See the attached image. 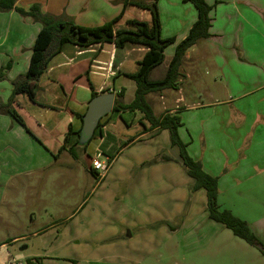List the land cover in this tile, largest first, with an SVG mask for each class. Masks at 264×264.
Masks as SVG:
<instances>
[{"label": "crops", "instance_id": "0c3cea01", "mask_svg": "<svg viewBox=\"0 0 264 264\" xmlns=\"http://www.w3.org/2000/svg\"><path fill=\"white\" fill-rule=\"evenodd\" d=\"M151 2L152 0H15V6L28 10L31 6L38 5L37 11L42 15L55 16L61 21H69L83 28H96L118 17L120 18L115 27L126 25L128 20L150 23V12L140 9L136 4L149 6ZM205 2L211 7L209 38L198 40L185 53L175 82L178 86L150 93L146 96V101L155 117L169 114L180 118L182 126L178 128L179 138L186 145L188 155L199 161L206 173L217 177L219 199L223 194L241 187L243 194L250 195L264 189V0ZM156 7L161 39H174L175 42L165 49L164 61L150 72L149 81L164 79L176 45L187 37L198 16L195 7L185 0H158ZM133 8L141 11V18L133 17ZM41 29V24L31 18L20 16L14 11L0 12V69L6 65L10 67L5 79L0 81L1 102L8 101L12 92L11 82L17 76L29 73L32 48ZM69 46L65 45L49 61L37 81L29 83L30 95L15 96L12 107L20 112L24 126L11 115H0V187L7 178L17 174H35L56 164L61 153L67 149L70 153L74 152V144H79L82 118L93 94L98 96L112 93L113 105L116 102L126 106L134 99L135 83L126 75L137 71V63L146 50L138 47L115 49L112 44H105L100 48ZM196 48H199L202 56L209 57L216 73L215 82H222L220 88L223 89V95L209 91L207 102L188 105L185 79L191 68L187 69L184 63H188L190 54L196 52ZM123 50L126 52L121 55ZM64 54L66 57L58 60ZM103 55L106 57L102 59ZM128 56L133 57L131 62L134 67L129 71L122 70ZM114 65L116 68L113 70ZM193 84L198 88L197 80ZM193 96L195 95H191L192 98ZM228 104H233L234 107L228 109L225 106ZM113 113L108 115L105 124L101 123L99 130L96 129L94 133L95 136L96 131H99L97 148L102 150L104 161L110 165V169L114 163H128L129 169L138 167L140 163H154L146 172H140L134 180L141 183L152 180L166 183L173 172L179 174L183 191L187 192V187L193 186L194 181L183 171L179 149L171 145L167 130H148L149 126L140 112L139 115H135V112L131 114L134 120L129 123L121 121L124 113L117 112V119L125 129H109L112 128L110 124ZM115 124L113 122L112 126ZM132 129L135 130L133 135L127 137L125 132ZM34 133L46 140L52 137L53 140L46 147ZM14 134L16 137L20 135L22 141H26L31 150L39 155L36 156L35 163H32L21 146L19 150L17 143L12 141ZM124 138L127 141L122 143ZM120 143V148L115 150ZM36 145L44 147L41 149ZM135 145H139L138 151L119 161V155ZM62 146L63 151L59 152ZM29 154L32 153L29 151ZM253 154L256 156L253 157ZM17 155L23 158L18 160ZM124 170L125 165L115 173L120 176ZM91 172L97 175L92 168ZM108 175L109 173L105 177L104 174L97 176L106 179ZM151 198L155 201L164 200L166 205L165 200L171 199L172 195L169 192L162 194L160 198ZM245 199L246 197L238 200ZM259 199L260 196H256L254 200ZM136 207L139 208V216L145 215L143 210L157 209L155 203L145 207L142 199ZM160 209L166 208L160 206ZM244 209L245 212H237L228 207L224 211H230L246 222L250 232L264 243V214L256 219L248 206ZM163 219L167 220L165 217ZM174 245L177 249L183 247L182 241L175 242Z\"/></svg>", "mask_w": 264, "mask_h": 264}, {"label": "rangeland", "instance_id": "374dc122", "mask_svg": "<svg viewBox=\"0 0 264 264\" xmlns=\"http://www.w3.org/2000/svg\"><path fill=\"white\" fill-rule=\"evenodd\" d=\"M132 12L134 18H141L139 9L133 8ZM116 28H126V25ZM125 47L126 50L128 47L146 50L138 45L127 44ZM196 49V52L190 54L188 63H184L187 69L191 68V71L187 70L190 73H187L185 79L188 105L207 102L209 91L223 95V89L220 88L222 82H215L216 73L209 57L202 56L199 48ZM61 57H66V54L58 60ZM105 57L103 55L101 58ZM132 59L127 57L122 70L129 71L134 67ZM115 68L114 65L112 69ZM195 80L199 82L198 88L193 84ZM174 84L176 88L178 85ZM191 95L195 96L192 98ZM225 106L228 109L234 107L233 104ZM15 112L20 117V112ZM123 113L121 121L129 123L134 120L131 115L134 112ZM113 114L110 124L112 128L109 129H125L117 119L118 113ZM135 115L139 113L135 111ZM106 119L103 118L101 123L105 124ZM113 122L116 124L112 126ZM98 130L87 144H74L73 153L68 149L63 151L62 146L59 152H63L56 164L35 174H17L1 183L0 264H26L29 260H39L41 264H264V256L257 248L208 219L204 191L192 192L190 186L187 192L183 191L179 174L171 172L166 183L153 180L141 183L134 179L154 163H140L132 169L128 168V163H114L110 169V165L104 161L102 150L97 148ZM134 131L132 129L125 134L131 137ZM34 134L46 147L53 140L52 137L46 140ZM123 140L122 143L127 141L126 138ZM12 141L17 143L19 150L21 146L32 163H35L39 155L31 150L26 141H22L20 135L16 137L14 134ZM44 146L36 145L41 149ZM138 146L123 151L118 157L119 161L138 151ZM21 157L17 155L16 158L21 160ZM93 159L109 165L107 171L100 173L104 177L109 173L106 179H100L91 172ZM124 165L123 174L118 176L115 172ZM42 178L43 181H40ZM242 191L241 187L223 194L220 199L217 197L219 211L230 207L237 212H245L244 207L248 206L256 219L261 218L264 214V200L260 199H264V189L250 195ZM169 192L172 198L165 200L166 205L164 200L155 201L151 198H160ZM256 196H260L257 201L254 200ZM244 197L245 200H238ZM141 199L145 207L155 203L157 209L143 210L145 215L139 216L136 204ZM160 206L166 209L162 210ZM178 241H182L183 247L180 249L174 245ZM23 247L25 249L22 250Z\"/></svg>", "mask_w": 264, "mask_h": 264}, {"label": "trees", "instance_id": "16d2710c", "mask_svg": "<svg viewBox=\"0 0 264 264\" xmlns=\"http://www.w3.org/2000/svg\"><path fill=\"white\" fill-rule=\"evenodd\" d=\"M157 1L152 0L149 6L136 4L140 9L150 12V23L128 20L126 28L117 29L115 23L120 17L100 27L83 28L69 21H61L55 16L40 14L37 11L39 9L38 5H33L28 10H24L15 6V0H0V12L14 11L20 16L31 18L42 26L32 48L30 71L26 75L17 76L11 82L12 92L8 101L6 103L0 101V115H11L20 125L24 126L21 118L17 116L12 107L15 96L20 94L30 95L29 83L40 78L49 61L59 54L65 45H72L78 48L91 46L100 48L105 44H112L115 49H123L127 44L144 47L146 53L137 63V71L134 74L126 75L127 78L135 83L134 99L126 106L115 102L112 112L138 111L142 113L143 120L148 124V130H167L171 145L179 149L180 164L183 170L194 181L190 190L192 192L200 189L205 191L209 219L222 224L235 237L254 246L264 256V243H261L250 232L247 223L233 216L229 211H219L217 205L218 179L206 173L202 164L188 155L186 145L182 143L178 135V128L182 126L180 118L169 114L157 118L153 115L151 107L146 101V96L150 93L174 89V83L178 77V70L183 62L185 53L198 40L209 38V29L211 27L209 18L211 7L206 4L205 0H185L197 10V21L193 24L187 37L176 45L164 79L149 81L150 72L163 63L165 49L175 42L174 39H161L160 37ZM9 69V65L0 69V81L5 79L6 72ZM92 97L94 98L95 94ZM105 117H108V115ZM101 120L97 129L101 126ZM26 264L41 263L39 260H29Z\"/></svg>", "mask_w": 264, "mask_h": 264}, {"label": "water", "instance_id": "95a60500", "mask_svg": "<svg viewBox=\"0 0 264 264\" xmlns=\"http://www.w3.org/2000/svg\"><path fill=\"white\" fill-rule=\"evenodd\" d=\"M114 95L101 94L92 98L82 118V127L79 133V144L84 145L94 136L100 120L112 112ZM25 247L22 248V250Z\"/></svg>", "mask_w": 264, "mask_h": 264}, {"label": "built area", "instance_id": "2783aa9c", "mask_svg": "<svg viewBox=\"0 0 264 264\" xmlns=\"http://www.w3.org/2000/svg\"><path fill=\"white\" fill-rule=\"evenodd\" d=\"M91 168L93 171H95L97 173V175L100 176V173L102 171H105L108 168V166L106 163H101L100 161L94 159L92 161Z\"/></svg>", "mask_w": 264, "mask_h": 264}]
</instances>
